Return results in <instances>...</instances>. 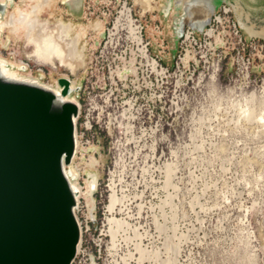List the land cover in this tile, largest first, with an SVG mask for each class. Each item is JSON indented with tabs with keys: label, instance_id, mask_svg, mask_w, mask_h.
Listing matches in <instances>:
<instances>
[{
	"label": "rangeland",
	"instance_id": "rangeland-1",
	"mask_svg": "<svg viewBox=\"0 0 264 264\" xmlns=\"http://www.w3.org/2000/svg\"><path fill=\"white\" fill-rule=\"evenodd\" d=\"M165 1L82 0L76 9L54 0L39 17L31 0L0 1L6 69L54 90L67 78L77 89L73 264H264V53L247 51L249 74L237 75L227 27L211 47L197 36L200 47L178 68ZM19 10L31 13L29 26L67 28L69 42L80 32L81 67L42 62L32 30L7 26ZM111 219L121 227L109 232Z\"/></svg>",
	"mask_w": 264,
	"mask_h": 264
},
{
	"label": "water",
	"instance_id": "water-1",
	"mask_svg": "<svg viewBox=\"0 0 264 264\" xmlns=\"http://www.w3.org/2000/svg\"><path fill=\"white\" fill-rule=\"evenodd\" d=\"M78 1L69 0L76 9ZM222 5L233 7L248 43H264L243 28L228 0H167L163 14L172 19L176 52L185 31L190 28L202 37ZM6 8L0 3V13ZM58 87L60 94L4 73L0 59V264H73L78 252L79 194L65 172L76 155L80 108L69 99L77 92L69 79L60 78Z\"/></svg>",
	"mask_w": 264,
	"mask_h": 264
},
{
	"label": "bare ground",
	"instance_id": "bare-ground-1",
	"mask_svg": "<svg viewBox=\"0 0 264 264\" xmlns=\"http://www.w3.org/2000/svg\"><path fill=\"white\" fill-rule=\"evenodd\" d=\"M31 1L33 2V5H31V8H33L32 15L37 16V17H39L42 14V12L44 11V8L50 7L52 5V3H50V2L54 3V0H50V1L49 0H31ZM71 1L73 4L75 3L76 5L79 2L78 0H71ZM144 6H145V8L146 7L148 8V5L146 3ZM19 12H21L20 13L21 19L15 18L13 21L7 23V26L8 27H14L15 30L16 29L19 30V28H16L18 26L22 27L23 29L29 28L32 30V32L30 34L29 42H30V45H32L36 49V55L42 62L47 63V64H53L54 61L57 60L60 62L61 65H66L68 68H70L73 71H75V69H78L81 67V65H82V52H80V50L77 48V46L81 40V33L80 32H78L74 37H72L70 39V42H69V30L67 28H62V26H60V27H57L53 31L47 32V31H45V26H42L40 28H36V26L34 24H31L30 26L28 24H26L25 17L28 19L30 17L31 13H28L25 15V14H23V11L19 10ZM130 13H131L130 11H127L126 17H127V20L131 24H133ZM241 24H242L243 28L251 36H253V37L261 36V38H264V28L261 30V32L253 33L252 30L248 31L246 29V25L243 22H241ZM130 33H131V31H130ZM207 34L210 36H214L213 35L214 32L212 30H208ZM138 40L143 41L142 38H138ZM4 63L5 62L2 60V67H3L4 73H9L10 75L15 76L14 74L10 73L9 70L6 69ZM55 93L60 94V91L56 90ZM76 144H77V142H76ZM69 169H71V166L69 167ZM65 174H66L67 178L69 179L72 188L74 189V191H76L75 189H78V188L70 180L69 173L65 172ZM92 176H90V177L92 178ZM92 179H94V178H92ZM95 179H97V178H95ZM87 185H89V184L87 183ZM93 186H94V183H91L87 187V193H88L87 196H89V197L92 196V194L95 190L96 186L94 188H93ZM77 193L80 194L79 191ZM115 202H116V200H114L113 195H112L110 197L109 206L107 207V211L109 212V214L114 210ZM107 223L110 227L109 232H110L112 226L116 227V226L120 225V227H121V223L115 221L114 219L108 220Z\"/></svg>",
	"mask_w": 264,
	"mask_h": 264
},
{
	"label": "built area",
	"instance_id": "built-area-1",
	"mask_svg": "<svg viewBox=\"0 0 264 264\" xmlns=\"http://www.w3.org/2000/svg\"><path fill=\"white\" fill-rule=\"evenodd\" d=\"M233 11L232 8L228 5H222L219 10L214 14L212 24L205 30L203 33V41L206 44V46L211 47V44H208L207 41L211 40L212 38H216L215 34L218 35L220 34V31L222 29H226L227 27L230 28L232 35L234 36V40L236 42V47H237V64H238V70H237V75L240 73L244 74L247 73L249 74L250 66H251V56L246 58V53L247 51H255L259 50L264 53V44H261L258 41H251L247 42L245 39L243 33L241 32L237 22L233 20ZM143 30V27H142ZM208 30H212L214 32V36H210L207 34ZM148 46V44H147ZM194 47H200L198 44V39L197 35L193 30L188 28L185 31L184 37L180 43V54L178 56L179 62H177V67L180 68V65L183 64V58L186 56L187 52H191L192 50L190 48ZM246 75V74H245Z\"/></svg>",
	"mask_w": 264,
	"mask_h": 264
},
{
	"label": "crops",
	"instance_id": "crops-1",
	"mask_svg": "<svg viewBox=\"0 0 264 264\" xmlns=\"http://www.w3.org/2000/svg\"><path fill=\"white\" fill-rule=\"evenodd\" d=\"M236 5L238 15L244 22L264 27V0H228Z\"/></svg>",
	"mask_w": 264,
	"mask_h": 264
},
{
	"label": "flooded vegetation",
	"instance_id": "flooded-vegetation-1",
	"mask_svg": "<svg viewBox=\"0 0 264 264\" xmlns=\"http://www.w3.org/2000/svg\"><path fill=\"white\" fill-rule=\"evenodd\" d=\"M234 4V3H232ZM234 6L236 7V5L234 4ZM231 7V6H230ZM232 8V11H233V7ZM243 23L246 25V29L249 31V30H252L253 33H256V32H261V30L264 28V27H261V28H256L254 25H251V24H248L246 22L243 21ZM79 69V68H78ZM77 70V69H76Z\"/></svg>",
	"mask_w": 264,
	"mask_h": 264
}]
</instances>
